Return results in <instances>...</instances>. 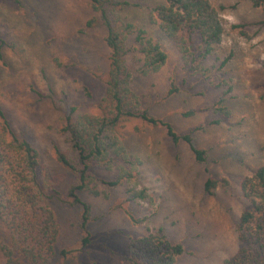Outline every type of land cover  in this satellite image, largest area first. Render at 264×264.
<instances>
[{
  "label": "rangeland",
  "instance_id": "374dc122",
  "mask_svg": "<svg viewBox=\"0 0 264 264\" xmlns=\"http://www.w3.org/2000/svg\"><path fill=\"white\" fill-rule=\"evenodd\" d=\"M122 1L132 5L123 16L168 54L161 72L134 77L143 111L179 136L192 135L206 160L198 162L184 141L174 144L163 125L124 121L120 134L143 162L140 187L152 203L130 201L125 187L107 184L115 173L94 166L91 192L78 193L91 208L83 227L84 207L69 197L79 177L58 161L57 150L71 153L60 130L72 107L101 113L110 65L105 29L98 22L85 28L94 17L90 0H0V107L39 152L40 179L56 193L49 206L60 235L48 264H128L129 243L160 228L185 249L177 264H224L240 248L236 228L250 206L241 183L264 165V8L250 0H209L225 35L206 64L230 60L206 81L188 71L173 41L149 23V8L163 0ZM222 98L228 117L215 112ZM209 179L219 182L212 195L205 189ZM131 215L147 218L149 228L135 225Z\"/></svg>",
  "mask_w": 264,
  "mask_h": 264
},
{
  "label": "trees",
  "instance_id": "16d2710c",
  "mask_svg": "<svg viewBox=\"0 0 264 264\" xmlns=\"http://www.w3.org/2000/svg\"><path fill=\"white\" fill-rule=\"evenodd\" d=\"M18 2L19 0H15ZM94 17L86 29L96 23L105 29V42L110 50L109 72L105 97L99 104L101 113H78L72 107L60 130L71 146V153L57 150L58 161L73 170L79 177L69 197L74 204L84 207L83 227L89 221L90 205L81 203L79 192L90 191L96 181L90 173L94 166L116 174L107 184L125 187L130 201L152 203L146 187H140L141 158L132 154L120 134V125L129 119H142L150 125H163L174 144L187 143L198 162H205V152L195 147L192 135L179 136L171 124L156 119L143 111L142 99L132 83L136 75L149 77L162 71L168 61L163 46L148 31L128 20L123 12L132 6L122 0H90ZM149 8L148 20L177 47L184 66L193 75L206 81L223 69L207 66L225 35L219 11L209 0H163ZM255 8H264V0H250ZM264 24V22L262 23ZM235 28L238 26H234ZM85 30V29H84ZM217 86H222L218 84ZM90 95V94H89ZM222 98L215 112L228 117L230 111ZM190 115V114H188ZM40 155L33 144L18 134L0 107V255L2 264H48L55 253L60 226L49 201L55 194L41 177ZM217 180L205 184L210 195L218 187ZM243 196L250 202L236 228L240 248L224 264H264V165L241 183ZM135 225H146L148 219L131 215ZM185 253L181 244L170 241L164 228L132 240L126 250L128 264H177Z\"/></svg>",
  "mask_w": 264,
  "mask_h": 264
}]
</instances>
